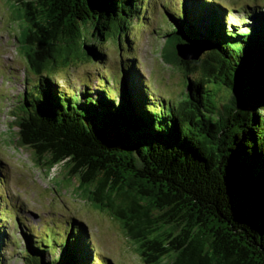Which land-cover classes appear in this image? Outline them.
I'll use <instances>...</instances> for the list:
<instances>
[{"label": "trees", "instance_id": "16d2710c", "mask_svg": "<svg viewBox=\"0 0 264 264\" xmlns=\"http://www.w3.org/2000/svg\"><path fill=\"white\" fill-rule=\"evenodd\" d=\"M9 1L23 11L17 42L35 77L13 108L17 145L47 170L62 164L66 180L120 222L143 264H264V8H247L245 30L207 0L169 13L160 56L186 80L174 102L155 98L136 65L122 66L114 90L100 75L111 96L43 78L48 61L103 63L101 41L120 45L145 0ZM69 227L63 243L30 248L52 257L59 247L38 264H93L86 229Z\"/></svg>", "mask_w": 264, "mask_h": 264}, {"label": "rangeland", "instance_id": "374dc122", "mask_svg": "<svg viewBox=\"0 0 264 264\" xmlns=\"http://www.w3.org/2000/svg\"><path fill=\"white\" fill-rule=\"evenodd\" d=\"M207 1L226 9L228 27L237 26L242 30L252 21L249 17L254 11L247 8H264V0ZM144 5L140 19L135 18L126 35H120V45L113 39L101 41L106 53L103 63L86 54L69 67L55 66L48 61L43 78H53L63 89L76 91L98 86L111 96L110 90H114L113 86L118 88L121 80L122 66L126 64V69L136 65L155 98L180 100L186 80L174 66L164 62L160 51L171 25L169 13L184 8V1L145 0ZM19 9V4L0 0V231L3 235L0 264H38L41 257L44 261L51 260L58 255L59 247L52 257L47 253L40 257L34 255L33 246L41 239L47 243L53 240L63 243L64 236L71 231V221L86 229L93 264H143L136 253L137 244L125 236L120 222L81 195L76 189L77 181L66 180L62 164L47 170L36 162L30 150L17 145L13 108L29 89V83L35 81L27 72V63L17 42L25 25L21 18L23 11ZM205 16L203 24L208 22ZM100 75L108 79L110 90L104 87ZM216 90L211 99L217 101Z\"/></svg>", "mask_w": 264, "mask_h": 264}, {"label": "water", "instance_id": "95a60500", "mask_svg": "<svg viewBox=\"0 0 264 264\" xmlns=\"http://www.w3.org/2000/svg\"><path fill=\"white\" fill-rule=\"evenodd\" d=\"M177 50V54L184 59H188V58H194V52H191L187 46L184 45H177L176 47ZM197 55V54H196Z\"/></svg>", "mask_w": 264, "mask_h": 264}]
</instances>
